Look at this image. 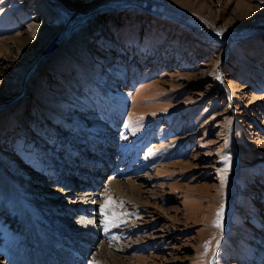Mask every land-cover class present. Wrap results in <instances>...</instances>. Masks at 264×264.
<instances>
[{"label":"rangeland","instance_id":"374dc122","mask_svg":"<svg viewBox=\"0 0 264 264\" xmlns=\"http://www.w3.org/2000/svg\"><path fill=\"white\" fill-rule=\"evenodd\" d=\"M105 259L264 264V0H0V264Z\"/></svg>","mask_w":264,"mask_h":264},{"label":"bare ground","instance_id":"6f19581e","mask_svg":"<svg viewBox=\"0 0 264 264\" xmlns=\"http://www.w3.org/2000/svg\"><path fill=\"white\" fill-rule=\"evenodd\" d=\"M75 13V12H74ZM80 12H76L75 14H76V18H78L77 16L79 15L80 16V14H79ZM78 14V15H77ZM73 15V14H72ZM75 18V19H76ZM62 35H63V33H62ZM61 38V35H59V33H58V35L57 36H55L54 38V41L57 39H60ZM60 41H61V39H60ZM48 54H49V52H48ZM128 185H129V189H130V191H135V188H136V185L134 184V181L133 180H128ZM116 187V186H115ZM121 187H123V186H121ZM117 188V187H116ZM123 188H126V187H123ZM122 188V189H123ZM120 190V189H119ZM137 190V189H136ZM117 191H118V189H117ZM121 191V190H120ZM125 191H126V189H125ZM138 191V190H137ZM141 192V191H140ZM139 192V193H140ZM120 193V192H119ZM138 194V193H137ZM139 195V194H138ZM133 196H134V194H133ZM86 224V222H84V225ZM83 225V224H82ZM69 242V241H68ZM29 260V259H28ZM109 260V259H108ZM107 259H105V261H104V264H111L110 263V261H108ZM111 260V259H110ZM23 262H25V263H28V264H30L28 261H25V260H22ZM21 261V262H22ZM100 262V261H99ZM25 263H23V264H25ZM33 264H35V263H33ZM52 264V263H51ZM54 264H60V262H54ZM99 264V263H98Z\"/></svg>","mask_w":264,"mask_h":264},{"label":"built area","instance_id":"2783aa9c","mask_svg":"<svg viewBox=\"0 0 264 264\" xmlns=\"http://www.w3.org/2000/svg\"><path fill=\"white\" fill-rule=\"evenodd\" d=\"M158 8V6H156ZM157 12H160V11H157ZM156 13V12H155ZM165 15V14H164Z\"/></svg>","mask_w":264,"mask_h":264}]
</instances>
